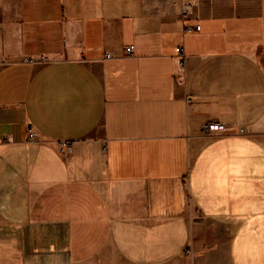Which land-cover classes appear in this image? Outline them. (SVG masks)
I'll return each mask as SVG.
<instances>
[{"label":"crops","instance_id":"obj_1","mask_svg":"<svg viewBox=\"0 0 264 264\" xmlns=\"http://www.w3.org/2000/svg\"><path fill=\"white\" fill-rule=\"evenodd\" d=\"M0 264H264V0H0Z\"/></svg>","mask_w":264,"mask_h":264},{"label":"built area","instance_id":"obj_2","mask_svg":"<svg viewBox=\"0 0 264 264\" xmlns=\"http://www.w3.org/2000/svg\"><path fill=\"white\" fill-rule=\"evenodd\" d=\"M183 11H184V9H183ZM198 28H199L198 26H195L193 29L191 27H187V28H185V30L187 32H190L192 30H197ZM133 50H134L133 45L132 46H126L124 48V54L125 55H132ZM176 50H177V52H180L181 48L178 47ZM104 56L109 57L110 54L108 52H105ZM29 61H32V60L29 58V59H27V62H29ZM224 128H225V123L223 121L221 122L219 120H208L207 122H204L200 125L199 132L205 136H208V135H211V134H214L217 132H221V131H223ZM238 132L243 133L244 128L239 127ZM36 136H37L36 128L32 125H28L26 127V136H25L26 140L27 141L35 140ZM58 150H59V152L69 151L70 150L69 142H61L58 146Z\"/></svg>","mask_w":264,"mask_h":264}]
</instances>
